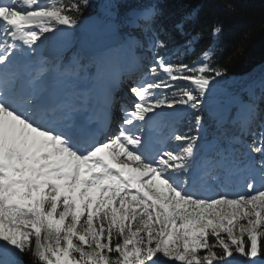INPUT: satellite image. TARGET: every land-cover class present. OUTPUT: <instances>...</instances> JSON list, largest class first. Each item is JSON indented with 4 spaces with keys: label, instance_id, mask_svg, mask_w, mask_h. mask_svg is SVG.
<instances>
[{
    "label": "snow or ice",
    "instance_id": "6c2138e0",
    "mask_svg": "<svg viewBox=\"0 0 264 264\" xmlns=\"http://www.w3.org/2000/svg\"><path fill=\"white\" fill-rule=\"evenodd\" d=\"M90 7L0 0V264H264V74L226 119L223 24L203 5L167 24L161 0ZM46 34L64 59L40 54ZM88 64L95 98L77 84Z\"/></svg>",
    "mask_w": 264,
    "mask_h": 264
},
{
    "label": "trees",
    "instance_id": "16d2710c",
    "mask_svg": "<svg viewBox=\"0 0 264 264\" xmlns=\"http://www.w3.org/2000/svg\"><path fill=\"white\" fill-rule=\"evenodd\" d=\"M106 1L110 2V0H90L91 7L85 11V16L100 12ZM161 2L165 5L166 24L195 4L203 5L201 13L203 23L210 24L214 20L222 22L223 31L219 40L225 47V53L219 63L225 69V76L222 79L218 78L219 83L216 85L217 93L221 98L238 97L240 101L248 102L253 94L259 95L260 88L254 81H258L260 77H255L254 73L264 65V0H161ZM120 3L122 4L120 12L123 15L128 9L136 7L140 0H120ZM246 32H250L251 35L244 44L242 53L233 55L232 45L240 39L241 34ZM137 53L140 55L139 52ZM258 107L261 115L252 125L255 131H259L264 123V101H258ZM233 111L229 116H233ZM190 120L191 117H186L177 126L183 132H189V129L194 132V121L190 124ZM245 139L250 141L251 135ZM237 259L243 258L237 257Z\"/></svg>",
    "mask_w": 264,
    "mask_h": 264
},
{
    "label": "rangeland",
    "instance_id": "374dc122",
    "mask_svg": "<svg viewBox=\"0 0 264 264\" xmlns=\"http://www.w3.org/2000/svg\"><path fill=\"white\" fill-rule=\"evenodd\" d=\"M61 27L63 28L64 26H61ZM44 48H45V45L43 43H41L40 44V48H39V52H40V54L42 56L44 55ZM45 57H48V56H45ZM85 69H88V68H85ZM91 71H92L91 72L92 75H89V74L86 75V71H84V70L81 71L80 74H79V79H81L83 82H89V84L91 86H93L96 81L93 79L94 69L92 68ZM262 74H264V65L261 68H258L257 71H255L254 76L259 78ZM124 79H127V80H126V82H123L122 87H124L125 90H126V86L129 84V80H128L127 77H125ZM118 91H119V89L115 92L116 101L120 100V99H118V95H119ZM125 99H130V97H125ZM223 100L225 102V106H226V109H227L226 112H225L226 114L230 111V109H231V107L233 105H236V110L234 112V116H236L238 114V109H240L245 103H247V101L241 102L238 99H236L235 97H233V98H223ZM118 104L119 103H116V105L114 106V109L112 111L113 115L117 117L116 119H114V124H117L118 121H119V118H120V113L117 115V112H119ZM226 114H225V116H226ZM181 118H183V116H181L180 119Z\"/></svg>",
    "mask_w": 264,
    "mask_h": 264
},
{
    "label": "water",
    "instance_id": "95a60500",
    "mask_svg": "<svg viewBox=\"0 0 264 264\" xmlns=\"http://www.w3.org/2000/svg\"><path fill=\"white\" fill-rule=\"evenodd\" d=\"M104 11V10H103ZM90 16V15H89ZM93 17V19L96 18L97 14H92L91 15ZM87 17V16H86ZM79 35V30L77 31V36ZM119 37L118 36H108L106 37V39L103 41V43L105 44H112L114 41L118 40Z\"/></svg>",
    "mask_w": 264,
    "mask_h": 264
},
{
    "label": "bare ground",
    "instance_id": "6f19581e",
    "mask_svg": "<svg viewBox=\"0 0 264 264\" xmlns=\"http://www.w3.org/2000/svg\"><path fill=\"white\" fill-rule=\"evenodd\" d=\"M118 103H119V101H117ZM113 109H114V107H113ZM113 111V110H112ZM120 112H117V115L119 114ZM116 127V126H115Z\"/></svg>",
    "mask_w": 264,
    "mask_h": 264
}]
</instances>
